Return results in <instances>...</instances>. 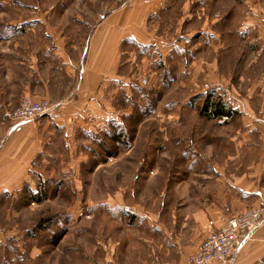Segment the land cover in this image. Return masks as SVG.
Instances as JSON below:
<instances>
[{
	"label": "rangeland",
	"instance_id": "rangeland-1",
	"mask_svg": "<svg viewBox=\"0 0 264 264\" xmlns=\"http://www.w3.org/2000/svg\"><path fill=\"white\" fill-rule=\"evenodd\" d=\"M157 1L149 12H135L143 0H0V75L52 71L44 57H33L48 45L44 28L67 15L89 22L109 11L121 17L123 58L132 61H123L121 94L106 110L119 118L71 139L72 150L58 136H15L2 144L11 171L0 176V264H104L120 254L125 262L121 250L143 240L146 229L132 220L134 208L166 214L161 222L178 231L183 214L199 207L200 192L208 195L201 185L216 180L208 178L217 175L211 166L227 165L231 178L248 171L249 180L259 170L264 179V30L241 29L249 15L257 26L264 22V0ZM250 7L262 14H248ZM31 22L43 24L25 26ZM156 41L168 51L155 49ZM143 76L147 87L138 82ZM208 95L237 113L202 115ZM6 111L0 126L7 131Z\"/></svg>",
	"mask_w": 264,
	"mask_h": 264
},
{
	"label": "crops",
	"instance_id": "crops-1",
	"mask_svg": "<svg viewBox=\"0 0 264 264\" xmlns=\"http://www.w3.org/2000/svg\"><path fill=\"white\" fill-rule=\"evenodd\" d=\"M155 2L156 0H143L144 7H135L134 10L135 12H149ZM159 2L160 0L157 1ZM69 9L70 7L66 8L68 14H70ZM250 9L248 14L254 12L262 14L257 8L250 7ZM151 11L156 10L154 8ZM114 15L112 11H109L103 21L99 19V21L93 20L92 22L84 20V17L72 16V18L67 15L63 17L64 19L69 18L67 21L50 23L49 26L43 27L44 35L49 41L48 45L43 50L44 53L34 54L33 58L42 60L44 57L55 71L47 72V69L44 72L33 67L31 68L33 71L20 69L10 71L9 74L7 71L0 75V116H3L4 110L16 108L25 97H32L35 100H51L56 105L53 113L38 118L17 132L12 133L10 127L6 131L5 125L1 124L0 136H5V138L1 142L0 150L3 147L2 144L13 140L15 136H58L63 141V146L72 150L71 139L81 135L82 132L99 131L100 125L104 128L107 123L119 118L117 114L106 112L119 99L118 95L121 94L123 80L126 79L127 74L122 71L123 61H125L123 41L126 40L127 34L123 36L122 18ZM251 19L249 15L241 27L242 31L257 30L260 33L264 30V22L257 26L251 22ZM260 19L264 21V16ZM42 24L43 22H31L25 26L39 28ZM131 35L134 34H130V37ZM183 37L191 42L187 36ZM137 39L145 47H151L146 43L147 41H143V38L139 40L138 37ZM160 43L162 42L156 41L151 44L155 49L168 51L167 44ZM178 46L179 48L184 46V41ZM179 51L182 50L179 49ZM131 63L132 61L127 59L124 65L128 67ZM20 65H25V62H20ZM79 66L84 69L83 74ZM11 73L15 74V78L11 77ZM39 125L45 131L48 128L52 130L50 129L47 134L40 133ZM4 150L3 147L0 154L1 177L11 171L8 154ZM262 161L264 165V156ZM227 167V165L219 164L210 167L209 171L217 175L208 178L216 180L210 181V188L201 185V189L208 192V195H202L200 192L199 200L196 201L199 207L195 208L192 213L183 214V222L178 231H172L171 227H165V224L161 222L166 214L159 217L157 214L134 208L136 217L132 216V220L135 219L137 227L142 225L146 228L139 232L144 236L143 240L133 241L127 252L121 250L126 256L125 259L129 256L125 262L120 254V258L118 256L117 259H110L108 256L103 263L187 264V257L198 250L201 242L210 232L219 229L226 220L247 208L259 206L262 203L264 198L263 173L259 170L254 171L253 176L257 178L253 180H249L248 171H245L241 177L231 178L227 174ZM245 168L247 169L248 166ZM4 182L0 179V187L4 186ZM175 225L174 220L173 227ZM124 235H121L117 242L118 245L122 244ZM155 235L160 236L161 240L156 241ZM143 246L144 249L137 250L138 247ZM133 247H136L135 251ZM104 249L107 251L108 246L104 245ZM116 249L117 247L113 246V252L116 253ZM236 264H264V226L244 246Z\"/></svg>",
	"mask_w": 264,
	"mask_h": 264
},
{
	"label": "built area",
	"instance_id": "built-area-1",
	"mask_svg": "<svg viewBox=\"0 0 264 264\" xmlns=\"http://www.w3.org/2000/svg\"><path fill=\"white\" fill-rule=\"evenodd\" d=\"M141 86L147 87L149 80L138 78ZM56 105L49 100L24 98L19 106L6 112V118L12 123L10 130L22 129L36 119L50 115ZM264 226V198L259 206L247 209L228 219L217 230L208 234L198 250L187 257V264H236L242 249Z\"/></svg>",
	"mask_w": 264,
	"mask_h": 264
},
{
	"label": "trees",
	"instance_id": "trees-1",
	"mask_svg": "<svg viewBox=\"0 0 264 264\" xmlns=\"http://www.w3.org/2000/svg\"><path fill=\"white\" fill-rule=\"evenodd\" d=\"M217 100V99H216ZM213 99L212 95H208L205 98V102L200 113L204 116H207L209 119H229L232 118L237 112L228 107L224 102L221 100ZM113 139L120 140V136H112Z\"/></svg>",
	"mask_w": 264,
	"mask_h": 264
}]
</instances>
